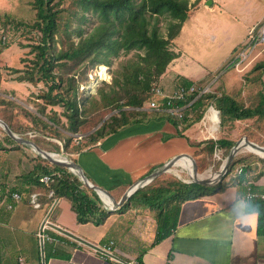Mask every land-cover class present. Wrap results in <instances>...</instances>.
Returning <instances> with one entry per match:
<instances>
[{"label":"trees","instance_id":"1","mask_svg":"<svg viewBox=\"0 0 264 264\" xmlns=\"http://www.w3.org/2000/svg\"><path fill=\"white\" fill-rule=\"evenodd\" d=\"M200 1L196 0L195 4ZM31 3L36 12L34 20L13 22L17 27L27 29L29 34L33 32L30 38L34 42L28 46L34 57L27 66L9 69L18 73L19 81L43 84L45 89L33 93L29 99L36 112L0 90V118L15 133L34 141L48 152L77 161L76 154L105 137L149 115H167L140 108L152 97L154 84L158 83L171 61L181 55L173 45L192 15V5L188 0H32ZM166 13L170 20L166 34H163L158 17ZM11 16L5 14L3 18L0 14V23L3 19L10 20ZM91 20L94 26L87 31L84 25ZM132 51H135L132 56L112 68L110 81L103 80L96 93L86 94V86L92 81L90 74L96 68L102 65L112 67L115 58ZM255 70L258 73L247 75V81L264 85V60L254 64L251 72ZM2 81L3 68L0 67V89ZM191 83L188 79L181 81L185 86ZM259 93L260 97L249 104L221 90L197 97L190 104V116L185 118V126L198 121L206 106L214 100L220 109L222 134L218 140L197 142L189 139L197 149L194 155H202L210 162L217 145L227 157L237 140L234 131L240 125L238 121L245 123L242 135L264 145V89L261 88ZM194 98L195 95L191 96L187 102ZM57 106L61 107L60 111L55 109ZM0 129L4 132L1 125ZM78 135L82 137L76 142ZM3 140L5 144L0 142V150L8 151L10 148L6 144L23 145L7 133ZM27 164L29 170L16 176L21 183L11 186V191L26 195L39 191L43 205H48L47 193L53 189L57 196L70 200L79 222L100 224L112 213L99 193L67 167L52 163L39 153L32 155ZM220 164L218 161L215 165L219 168ZM241 164L244 166L238 173ZM251 169L247 157L238 153L215 185L222 188L225 183L242 182ZM259 174H264V169ZM43 175H50L53 180L49 184L42 182L40 178ZM159 179L134 192L128 201L145 202L159 208V214H162L164 206L173 203L178 210L183 201L202 195L207 188L204 184L185 182L177 177L161 184L157 182ZM257 203L263 219L264 200L257 199Z\"/></svg>","mask_w":264,"mask_h":264},{"label":"crops","instance_id":"2","mask_svg":"<svg viewBox=\"0 0 264 264\" xmlns=\"http://www.w3.org/2000/svg\"><path fill=\"white\" fill-rule=\"evenodd\" d=\"M263 18L264 12L259 23ZM12 54L18 55L16 51H2L0 59L3 56L4 62L9 61ZM181 56L171 61L157 83L165 92L178 88L183 79L203 81L185 73ZM21 61L18 65H7L22 68ZM9 71L7 68L3 70L0 90L7 89L16 99L28 95L33 84L19 81L18 73L12 71L9 74L11 78L5 80ZM220 90L225 91L221 87ZM251 96L243 98L246 104L255 98ZM144 111L160 112L149 108ZM166 114L149 115L76 154V162L89 181L108 190L117 201H121L131 185L175 156L182 157L171 169L154 178H160L158 184L172 178L166 175L171 173L173 167L180 172L188 171L178 162L193 168L192 159L185 155L195 159L199 172L207 170L204 157L195 156L197 149L190 143V140L205 141L197 138L199 134L195 122L187 127L184 122ZM29 155L32 158V154ZM246 157L252 169L247 172L244 181H229L222 188L215 185L218 182L206 185L202 195L183 201L178 210L172 203L164 206L162 214H159V208L145 202L130 203V195L117 208L111 209L104 202L112 213L104 222L96 224L92 221L79 222L70 200L61 197L52 217L63 227L90 241L104 243L114 240L118 256L128 260L137 259L140 264H264V217L261 219V207L257 203V199L262 198L248 197L249 191L264 192V174H259L264 164L254 156ZM243 166L241 164L238 168ZM27 170L29 167L24 169ZM178 177L192 182L180 174ZM13 179L12 186L21 183L19 178ZM21 194V200L15 202L13 209H8L0 201V264H43L36 233L47 205L33 208L29 203V194ZM8 200L12 201V198L9 196ZM12 247H15L14 252L10 249ZM53 248L52 243L47 244L45 264H106L98 254L77 247L74 243H60L55 251Z\"/></svg>","mask_w":264,"mask_h":264},{"label":"rangeland","instance_id":"3","mask_svg":"<svg viewBox=\"0 0 264 264\" xmlns=\"http://www.w3.org/2000/svg\"><path fill=\"white\" fill-rule=\"evenodd\" d=\"M195 1L188 0L189 4L192 5V15L185 22L180 35L174 40L173 45L174 49L182 55L180 60L183 64V69H185V73L193 78L199 77L203 79V81H194L197 84L203 82L204 84H210L213 91L220 90L221 87L226 93L234 96L239 101H243V98L246 99L249 95L258 99L260 97L259 91L261 88L264 89V86L261 82L260 84L259 82L254 84L250 80L247 81L249 79L247 75L258 73V70L252 72L251 70L256 62L264 60V45L257 46L255 56L250 58L242 70L235 66L234 59L240 50L249 45L250 30L255 28V33H258L264 26V18L260 23L258 21L264 12V0H212L213 2L210 5L206 4L207 0H201L197 4H195ZM31 2L32 0H0V14L2 17L5 18V14L12 15L10 20L3 19L0 23V34L4 30L9 34L10 38L7 44H0V52L6 50L16 51L20 56L19 58L22 59L23 66H27L30 63L29 60L34 57V53H30L31 47L28 46V44L34 42L30 38L33 32L29 34L28 30L22 26L17 27L14 25L13 20L32 22L36 12ZM257 9L259 10L256 11ZM169 20L170 16L167 13L158 17V25L163 34H166ZM84 26L89 31L93 28L94 21H88ZM40 35L38 34L37 36ZM134 52L132 51L128 55L122 53L118 58H115L112 67L107 66L108 78L102 77V71L105 68L103 67L104 65L96 68L90 74L92 81L86 86L88 88L86 94L96 93L97 87L102 84L103 80L110 81L112 79V68L118 67L121 60L129 58ZM17 56H14V54L10 55L11 60L6 62H4L2 56V59H0V67L3 70L6 67L7 70H10L9 68L11 67L7 64L10 66L18 65L20 59ZM170 67L172 68V66ZM9 74H11V71L6 72L5 80L11 78ZM30 87L28 95H25L23 98L19 97L18 100L30 110L36 112L37 109L32 102H29V99L32 98L33 93L45 89V86L43 84H33ZM1 92L6 93L7 97L16 98L7 89H3ZM255 98L252 99L251 103L256 101ZM55 109L60 111L61 107L57 106ZM238 122L240 125L234 131V137L237 140L244 136L242 132L244 131L243 127L245 125L241 121ZM4 132L0 129V142L5 144L3 139L5 138L6 132ZM221 134L220 131V136ZM6 147L10 149L8 151L0 150V184L12 186L13 178H17V175H21V172H24V169L29 167L27 164L31 161L29 154L36 156L38 152L31 146L24 144H6ZM239 153L245 157L254 156L262 162L261 164H264V157L254 151L243 148ZM205 161V165L208 166L206 169L211 168L213 171H216L221 166L220 164L219 168L216 167L215 164L218 161H215L214 157L210 162H208L209 159H205ZM179 172L180 170H176L173 167L171 173H168L166 176L179 178L178 174H180L182 178L191 179L188 173L189 171L184 170V172ZM0 198V201L2 200L1 202L5 203V205L7 201H10L8 198L3 201L2 196ZM10 249L13 252L15 251V247Z\"/></svg>","mask_w":264,"mask_h":264},{"label":"built area","instance_id":"4","mask_svg":"<svg viewBox=\"0 0 264 264\" xmlns=\"http://www.w3.org/2000/svg\"><path fill=\"white\" fill-rule=\"evenodd\" d=\"M250 42L247 47L240 50L234 59L235 66L242 70L244 66L249 62L250 58L255 56V50L258 45H264V26L258 33H255V28L249 32ZM9 34L4 30L0 34V44H6L9 41ZM210 84L196 82L191 83L188 86L180 85L172 92H165L160 86L154 84L152 97L147 101L145 106L140 109H154L160 112H166L169 115L177 118L181 123L184 122L185 118L190 111V104L200 95L205 93L216 92L210 87ZM195 95V98L190 102L188 99ZM220 95V93H219ZM198 130L199 141H206L209 139L218 140L220 138L221 130V118L220 109L217 107L216 102L212 100L207 106L203 116L194 123ZM81 135L77 136V142L81 139ZM215 161H221V164L225 161L223 150L215 146L214 154ZM210 169V168H209ZM212 170V169H211ZM238 172L242 171V167L237 169ZM40 180L45 183H50L53 178L50 175H43ZM10 185H0V195L3 201L9 196L12 201L6 202L8 209L15 207V202H19L22 198V194L18 191H11ZM249 198H262L264 199V192L249 191ZM47 198L50 199L49 204L46 207V212L39 225L36 233L38 238L39 247L41 249L42 263H44L46 257L47 244L52 243L54 251L57 245L60 243H74L75 246L84 248L87 251L98 254L101 258L106 261V264H140L137 259H124L118 256L115 249V241L109 240L107 242H93L75 232L63 227L57 221L53 219V211L59 204L61 197L55 194L53 189H50L47 193ZM29 203L33 208H42L43 203L41 201V193L39 191H33L29 195Z\"/></svg>","mask_w":264,"mask_h":264},{"label":"water","instance_id":"5","mask_svg":"<svg viewBox=\"0 0 264 264\" xmlns=\"http://www.w3.org/2000/svg\"><path fill=\"white\" fill-rule=\"evenodd\" d=\"M212 0H207V4H212ZM101 124V123H100ZM99 124V125H100ZM0 125L3 127V129L5 130V132L14 140L23 143V144H27L29 146H31L35 151H37L39 154H41L43 157H45L46 159H48L50 162L55 163V164H59V165H63L65 167H67L69 170H71L72 172H74L75 174H77L79 176V178L90 188L95 189L100 197L102 198V200L107 203L111 209L113 208H117L124 200H126L127 198H129L130 195H132L134 192H136L137 190H139L142 186H144L145 184H147L148 182L152 181L155 177L161 175L163 172L169 170L172 168L173 165L176 164L177 160L182 157V156H175L174 158H172L171 160H169L166 164H164L163 166H161L159 169L155 170L154 172H152L151 174L145 176L144 178L140 179L139 181H137L136 183H134L133 185H131L127 191L125 192V194L123 195V199L121 201H117L113 195L106 189L95 185L93 183H91L89 181V179L87 178L85 172L83 171L82 167L79 165V163H77L76 161L73 160H69V159H65L61 156H59L57 153L54 152H48L44 149H42L39 145H37L34 141L28 139V138H24L21 135L15 133L11 127L9 126V124L2 118H0ZM248 146L250 148H253L255 150H260V151H264V145H261L255 141H252L248 138L247 135H244L243 137H241L239 140L236 141V143L233 145V147L231 148L229 154L227 155L225 161L221 164L220 168L216 171H214L213 173H216V178L211 179L210 177H206V178H202L199 177L198 175L201 174L202 172L198 171V167L197 164L195 162V159L190 156V155H185L189 158L192 159L193 162V170L195 172V176L191 175V181L192 182H198L204 185H212L215 184L217 182H219L223 175L228 171L230 164L232 163L234 157L243 149V148H248ZM211 170V168L209 169ZM212 171V170H211ZM204 172V171H203ZM105 196L109 197L111 200L112 205L107 202L105 200Z\"/></svg>","mask_w":264,"mask_h":264},{"label":"bare ground","instance_id":"6","mask_svg":"<svg viewBox=\"0 0 264 264\" xmlns=\"http://www.w3.org/2000/svg\"><path fill=\"white\" fill-rule=\"evenodd\" d=\"M103 67H105V68H103V71H102V77H105V78H108V73H107V66H103ZM247 149H249V150H251V151H254V152H256V153H258V154H260V155H262L263 157H264V151H260V150H255V149H253V148H250L249 146H248V148ZM178 163H181L186 169H188V173L189 174H191V175H194L195 176V172H194V170H193V168H190V166L189 165H187V164H185V163H183V162H178ZM178 172V171H177ZM202 172V171H201ZM214 171L212 170H209V169H207V170H205L204 172H202L201 174H199L198 176L199 177H202V178H206V177H210L211 179H213V178H216V173H213ZM180 173V172H179ZM104 197H105V200L107 201V202H109L111 205H112V203H111V200H110V198L109 197H107V196H105L104 195Z\"/></svg>","mask_w":264,"mask_h":264},{"label":"clouds","instance_id":"7","mask_svg":"<svg viewBox=\"0 0 264 264\" xmlns=\"http://www.w3.org/2000/svg\"><path fill=\"white\" fill-rule=\"evenodd\" d=\"M239 217H237V219H238Z\"/></svg>","mask_w":264,"mask_h":264}]
</instances>
